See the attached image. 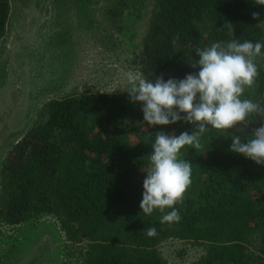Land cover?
Segmentation results:
<instances>
[{
    "label": "trees",
    "instance_id": "obj_1",
    "mask_svg": "<svg viewBox=\"0 0 264 264\" xmlns=\"http://www.w3.org/2000/svg\"><path fill=\"white\" fill-rule=\"evenodd\" d=\"M138 3L149 5L148 0H116L110 10L122 18L139 11ZM152 3L140 53L141 72L148 80H179L198 71L188 61L198 59L196 48L213 42H264V5L255 0ZM10 7V0H0V40ZM256 63L259 75L244 98L264 106V57ZM141 107L127 91L91 88L47 100L3 162L0 219L15 225L53 214L69 241L86 242L84 264H169L160 244L171 237L203 245V254L191 264H261L264 165L229 150V137L246 139L260 126V118L249 117L254 123L246 134L209 126L201 149H181L179 158L192 165L191 184L183 203L175 205L181 220L161 224L158 210L145 215L139 207L151 145L156 132L191 133L193 125L182 120L149 126ZM150 227L156 228L155 237L143 231ZM255 238L259 247L252 250Z\"/></svg>",
    "mask_w": 264,
    "mask_h": 264
},
{
    "label": "clouds",
    "instance_id": "obj_2",
    "mask_svg": "<svg viewBox=\"0 0 264 264\" xmlns=\"http://www.w3.org/2000/svg\"><path fill=\"white\" fill-rule=\"evenodd\" d=\"M264 5V0H255ZM253 19L259 13H252ZM264 23V22H261ZM226 27L234 37L231 23ZM179 40L175 36L172 43ZM264 42L238 39L213 42L195 49L198 59L188 61L193 69L183 79L163 76L148 80L139 73L128 71L127 91L133 103L142 107L143 120L149 126H167L179 121L193 125L190 133L169 135L156 132L152 152L149 155L146 176L143 180L142 201L139 205L145 215L158 210L161 224L178 223L181 220L175 207L183 203L184 194L191 184L192 165L180 159L179 153L185 146L195 149L203 147V134L212 129L227 131L237 129L246 134L248 126L254 123L249 117L258 116L260 126L253 128L246 139L232 135L230 151L264 165V106L250 98H244L246 88H252L259 75L256 60L264 57ZM183 114V115H182ZM240 126L239 128L237 126ZM87 164V162H86ZM148 237H155V227L143 230Z\"/></svg>",
    "mask_w": 264,
    "mask_h": 264
},
{
    "label": "rangeland",
    "instance_id": "obj_3",
    "mask_svg": "<svg viewBox=\"0 0 264 264\" xmlns=\"http://www.w3.org/2000/svg\"><path fill=\"white\" fill-rule=\"evenodd\" d=\"M152 1L148 0L147 8L138 3L139 11L116 18L110 10L116 0H67L66 19L58 20L66 22V25L62 24L55 36L53 33L49 35L52 44L50 65L53 74L59 71L62 82L59 88L37 99L27 126L13 133L1 146L0 192L1 169L9 149L23 136L47 100L86 88L125 91V74L128 71L137 72L143 77L140 53ZM16 3V0H10L7 31L0 40L2 77L8 64L6 49L16 26ZM85 247V241L71 242L66 238L53 214H42L15 225L0 219V264H27L31 258H38L39 255L43 264H84ZM250 247L257 250L259 240L255 238ZM160 249L169 264H191L203 254L200 242L177 237L163 241ZM261 264H264V255Z\"/></svg>",
    "mask_w": 264,
    "mask_h": 264
},
{
    "label": "flooded vegetation",
    "instance_id": "obj_4",
    "mask_svg": "<svg viewBox=\"0 0 264 264\" xmlns=\"http://www.w3.org/2000/svg\"><path fill=\"white\" fill-rule=\"evenodd\" d=\"M16 1V26L6 49L8 64L0 76V148L27 126L37 99L62 82L59 71L53 74L50 65L49 35L55 36L66 25L58 20L66 19L67 0ZM27 264H43V259L39 255Z\"/></svg>",
    "mask_w": 264,
    "mask_h": 264
}]
</instances>
